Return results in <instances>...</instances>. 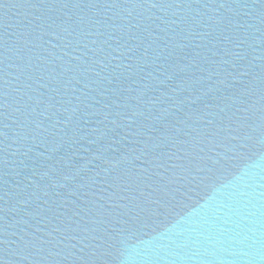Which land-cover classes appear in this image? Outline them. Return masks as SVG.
<instances>
[{
	"label": "water",
	"instance_id": "1",
	"mask_svg": "<svg viewBox=\"0 0 264 264\" xmlns=\"http://www.w3.org/2000/svg\"><path fill=\"white\" fill-rule=\"evenodd\" d=\"M0 264H264V0H0Z\"/></svg>",
	"mask_w": 264,
	"mask_h": 264
}]
</instances>
